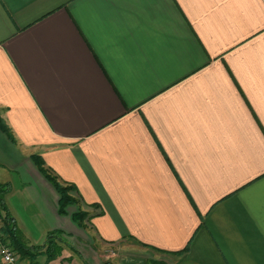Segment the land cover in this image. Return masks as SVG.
I'll use <instances>...</instances> for the list:
<instances>
[{
  "label": "crops",
  "instance_id": "0c3cea01",
  "mask_svg": "<svg viewBox=\"0 0 264 264\" xmlns=\"http://www.w3.org/2000/svg\"><path fill=\"white\" fill-rule=\"evenodd\" d=\"M0 118L49 264H264V0H0ZM33 156L87 206L59 214Z\"/></svg>",
  "mask_w": 264,
  "mask_h": 264
},
{
  "label": "trees",
  "instance_id": "16d2710c",
  "mask_svg": "<svg viewBox=\"0 0 264 264\" xmlns=\"http://www.w3.org/2000/svg\"><path fill=\"white\" fill-rule=\"evenodd\" d=\"M0 130L8 138L12 139V135L8 127L4 124L1 118H0ZM32 158L36 162V165L38 166L42 174L53 185L56 192L58 193V196H59L58 213L59 214L66 213L67 208L72 205L79 206V204H83L84 206H87L83 202L76 186L72 184H68V183L58 182L56 177L51 176L47 172V170L41 167L43 163L41 158L37 156H33ZM8 191H9L8 184H0V219L3 224L1 228L2 235L8 239L13 250L19 255V258L20 259L27 258L30 264H35L36 258L42 255L45 256V264H49L50 262L57 259V257L61 253V246L58 244V242H60V239L57 235V232L49 233L42 246L28 247L24 244L22 235L19 233L18 229L16 228L13 218L10 217L5 207L4 196ZM2 212H4L3 215H2ZM87 216L88 214L86 212H83L78 207L77 212L73 214V219L76 222L82 224L84 219L87 218ZM151 264H166V263L164 261L159 260V261H152Z\"/></svg>",
  "mask_w": 264,
  "mask_h": 264
},
{
  "label": "built area",
  "instance_id": "2783aa9c",
  "mask_svg": "<svg viewBox=\"0 0 264 264\" xmlns=\"http://www.w3.org/2000/svg\"><path fill=\"white\" fill-rule=\"evenodd\" d=\"M0 219V264H21L19 255L13 250L8 239L2 235Z\"/></svg>",
  "mask_w": 264,
  "mask_h": 264
},
{
  "label": "rangeland",
  "instance_id": "374dc122",
  "mask_svg": "<svg viewBox=\"0 0 264 264\" xmlns=\"http://www.w3.org/2000/svg\"><path fill=\"white\" fill-rule=\"evenodd\" d=\"M38 257H39V256H38ZM38 257H37V258H38ZM37 258H36V260H37ZM36 260H35V261H36ZM35 264H36V263H35Z\"/></svg>",
  "mask_w": 264,
  "mask_h": 264
}]
</instances>
